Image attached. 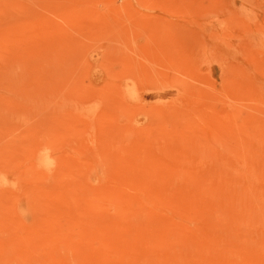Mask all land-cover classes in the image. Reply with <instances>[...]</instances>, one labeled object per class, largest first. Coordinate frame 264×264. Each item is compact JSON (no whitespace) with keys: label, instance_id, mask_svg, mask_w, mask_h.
<instances>
[{"label":"rangeland","instance_id":"rangeland-1","mask_svg":"<svg viewBox=\"0 0 264 264\" xmlns=\"http://www.w3.org/2000/svg\"><path fill=\"white\" fill-rule=\"evenodd\" d=\"M0 264H264V0H0Z\"/></svg>","mask_w":264,"mask_h":264},{"label":"bare ground","instance_id":"bare-ground-1","mask_svg":"<svg viewBox=\"0 0 264 264\" xmlns=\"http://www.w3.org/2000/svg\"><path fill=\"white\" fill-rule=\"evenodd\" d=\"M206 45V44H205ZM204 50V49H203ZM209 53V52H208ZM197 54V53H196ZM206 54V53H205ZM210 54H213V53H210ZM210 54H209V57H211L210 56ZM201 56V55H200ZM206 56V55H205ZM197 57V56H196ZM203 58H205V57H203ZM212 58V57H211ZM211 58H209L210 60H212ZM199 60H200V58H198ZM208 59V57L206 58V60ZM209 59H208V61H209ZM198 61V60H197ZM201 61V60H200ZM204 61H205V59H204ZM207 62V61H206ZM172 80H171V82L173 81V78H171ZM136 80V79H135ZM170 80V79H169ZM166 81H168V80H166ZM175 81V80H174ZM173 81V82H174ZM131 82H133L134 83V81H131ZM130 82V83H131ZM164 82V81H163ZM171 82H170V84H169V86H165V84L163 85V87H162V84L163 83H161V87H160V85H159V87H156V86H154V87H156V88H154L155 90L154 91H156V92H154V94L156 95V96H154L153 98L155 99V101H157V102H163L164 100H167V99H172V97H173V91H175V89H176V87H174L175 86V84H174V86L172 85V86H170L171 85ZM172 82V83H173ZM130 83H128V84H130ZM141 83V81L139 82V84ZM143 83H145V82H143ZM164 83H166V82H164ZM169 83V82H168ZM127 85V84H126ZM125 85V86H126ZM137 85V84H136ZM150 85V84H149ZM158 85V84H157ZM178 85H180V83H178ZM132 86V85H131ZM130 86V87H131ZM137 87H138V85H137ZM151 87V86H150ZM159 88V89H158ZM124 89V93H126L128 96H129V98H133L134 99V97H135V93H136V90L133 88V87H131V88H126L125 89V87L123 88ZM153 89V88H152ZM156 89H158V90H156ZM177 90V89H176ZM150 91V90H149ZM152 91V90H151ZM153 93V92H152ZM151 94V93H150ZM153 94V95H154ZM152 95V96H153ZM175 100V99H174ZM166 102V101H165ZM164 103V102H163ZM167 103V102H166ZM94 104V103H93ZM158 104V103H157ZM161 104V103H160ZM95 105V104H94ZM163 105V104H162ZM168 105V104H167ZM81 107V106H80ZM92 107H94V106H92ZM158 108V107H157ZM83 110H85V109H83ZM90 110V109H89ZM88 113V112H87ZM85 136V135H84ZM83 137V136H82ZM88 138V137H87ZM83 139V138H82ZM84 140V139H83ZM244 153V152H243ZM244 155V154H243ZM243 157V156H242ZM51 164H52V158H51V155L50 154H47V152H45V153H42L41 155H40V157H39V159H38V165L40 166V167H43L44 169H49L50 167H51ZM242 167V166H241ZM242 168H244V167H242ZM241 168V169H242ZM240 169V167L239 168H236V170H237V174L239 173L238 172V170ZM235 170V171H236ZM45 171V170H44ZM263 173V172H262ZM235 174V173H234ZM233 174V175H234ZM254 174V173H253ZM231 175V174H230ZM237 176V175H236ZM247 177V176H246ZM237 178V177H236ZM255 179V178H254ZM255 181V180H254ZM251 183V182H250ZM244 184V183H243ZM254 184V183H253ZM246 187V186H245ZM255 196V195H254ZM256 203H258V202H256ZM256 205V204H255ZM252 207V206H251ZM245 208V207H244ZM257 208V207H256ZM252 212V211H251ZM250 215V214H249ZM260 218V217H259ZM248 221H249V219H248ZM247 225V224H246ZM238 227V226H237ZM241 230V229H240ZM238 231V230H237Z\"/></svg>","mask_w":264,"mask_h":264}]
</instances>
